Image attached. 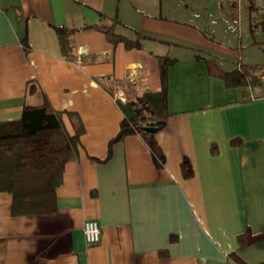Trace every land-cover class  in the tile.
<instances>
[{"label": "crops", "instance_id": "crops-1", "mask_svg": "<svg viewBox=\"0 0 264 264\" xmlns=\"http://www.w3.org/2000/svg\"><path fill=\"white\" fill-rule=\"evenodd\" d=\"M102 14L140 46L91 27ZM57 25L75 30L74 60ZM163 56L176 61L158 167L140 134L111 151L110 140L125 116L117 99L161 90ZM240 64L264 68V0H0V121L46 96L85 127L56 211L14 215L0 191V264H238L233 251L264 262V90L228 86L212 69ZM86 219L101 225L97 243L85 240Z\"/></svg>", "mask_w": 264, "mask_h": 264}, {"label": "trees", "instance_id": "trees-1", "mask_svg": "<svg viewBox=\"0 0 264 264\" xmlns=\"http://www.w3.org/2000/svg\"><path fill=\"white\" fill-rule=\"evenodd\" d=\"M110 20L102 14L100 21L91 27L104 31L113 43L122 41L128 48L140 46L138 39L129 38L118 31L117 26L121 23L118 17L113 16ZM260 23H252L253 33L256 34ZM56 30L63 52L67 58L74 60L76 56L71 36L75 30L62 25H57ZM175 61L176 58L170 56L160 58L161 90L144 88L133 100L117 99L125 116L117 135L110 140V151L114 142L128 134L138 133L150 147L156 165L164 166L166 156L156 140V133L146 131L144 126L157 120L166 121L169 116L168 69ZM212 69L214 74L225 79L228 86H236L241 91L257 87L264 90V80L261 78L264 68L240 64L230 71ZM65 114L74 127L72 133L66 127ZM84 131V123L78 112L57 109L46 96L40 105H25L19 118L0 121V191L12 194L14 215L56 211V187L62 182L65 163L77 155V146ZM238 142L237 139L232 140V143ZM181 169L185 178L194 175L193 165L187 157L182 159ZM259 237H254V240ZM240 239L245 244L241 234ZM229 255L238 264H248L234 251Z\"/></svg>", "mask_w": 264, "mask_h": 264}, {"label": "built area", "instance_id": "built-area-1", "mask_svg": "<svg viewBox=\"0 0 264 264\" xmlns=\"http://www.w3.org/2000/svg\"><path fill=\"white\" fill-rule=\"evenodd\" d=\"M264 80V72L261 73ZM85 240L88 244L97 243L101 238V225L97 219H86L83 224Z\"/></svg>", "mask_w": 264, "mask_h": 264}, {"label": "water", "instance_id": "water-1", "mask_svg": "<svg viewBox=\"0 0 264 264\" xmlns=\"http://www.w3.org/2000/svg\"><path fill=\"white\" fill-rule=\"evenodd\" d=\"M165 124H166L165 120H157V121H154V122H150L149 124L144 126V129L146 131L156 133L157 131L162 129L165 126Z\"/></svg>", "mask_w": 264, "mask_h": 264}]
</instances>
